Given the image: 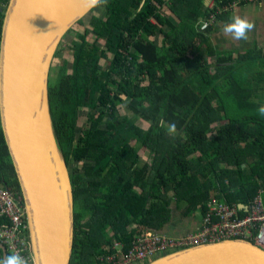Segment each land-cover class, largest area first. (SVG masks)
Returning a JSON list of instances; mask_svg holds the SVG:
<instances>
[{
  "label": "trees",
  "instance_id": "obj_1",
  "mask_svg": "<svg viewBox=\"0 0 264 264\" xmlns=\"http://www.w3.org/2000/svg\"><path fill=\"white\" fill-rule=\"evenodd\" d=\"M203 1L107 0L68 46L72 61L49 76L53 127L71 171L70 264H98L103 246L117 241L126 250L175 212L204 214L213 195L248 205L264 184V48L215 50L212 24L202 21L216 8ZM8 2L0 0V37ZM123 96L131 118L117 114ZM0 185L22 202L1 129Z\"/></svg>",
  "mask_w": 264,
  "mask_h": 264
},
{
  "label": "water",
  "instance_id": "obj_2",
  "mask_svg": "<svg viewBox=\"0 0 264 264\" xmlns=\"http://www.w3.org/2000/svg\"><path fill=\"white\" fill-rule=\"evenodd\" d=\"M91 10L81 0H9L3 17L0 129L22 196L32 264H70L71 172L53 127L48 83L59 44ZM0 250L3 259V245ZM147 264H264V251L248 241L227 240L176 250Z\"/></svg>",
  "mask_w": 264,
  "mask_h": 264
},
{
  "label": "built area",
  "instance_id": "obj_3",
  "mask_svg": "<svg viewBox=\"0 0 264 264\" xmlns=\"http://www.w3.org/2000/svg\"><path fill=\"white\" fill-rule=\"evenodd\" d=\"M236 3L233 0L226 8L231 9ZM214 19L211 14L202 21L203 28L214 23ZM238 205H228L213 195L207 200L205 213L201 214L199 225L193 232L168 236L147 230L136 235L126 250L117 241L103 246V252L95 256V261L98 264H136L170 249L176 251L227 240L248 241L264 251V184L248 205H242L246 211L239 210ZM0 217L6 221L0 225V245L7 253L18 254L32 264L23 203L3 185H0Z\"/></svg>",
  "mask_w": 264,
  "mask_h": 264
},
{
  "label": "crops",
  "instance_id": "obj_4",
  "mask_svg": "<svg viewBox=\"0 0 264 264\" xmlns=\"http://www.w3.org/2000/svg\"><path fill=\"white\" fill-rule=\"evenodd\" d=\"M230 0L226 5L215 6L214 0H204L203 3L206 8H216L214 15V23H212L211 43L214 49L219 52L237 53L247 49L256 48L260 51L264 48V0H235L237 3L231 9L226 6L232 2ZM229 8V7H228ZM240 16L254 24V29L248 33V39L235 40L230 35L223 33V28L226 24L231 22V18ZM145 163V161H141ZM200 221L195 222L190 217L180 216L177 212L173 213L171 220L159 231L168 236H177L189 230L194 231L199 225ZM153 260V259H151ZM151 260H147V263ZM146 263V264H147Z\"/></svg>",
  "mask_w": 264,
  "mask_h": 264
},
{
  "label": "rangeland",
  "instance_id": "obj_5",
  "mask_svg": "<svg viewBox=\"0 0 264 264\" xmlns=\"http://www.w3.org/2000/svg\"><path fill=\"white\" fill-rule=\"evenodd\" d=\"M165 9V8H164ZM96 12V13H95ZM100 13V10L98 11V9H96L95 11H94V13H92V12H90V13H88L85 17H83L80 21H82V23L81 24H79V22L77 23V24H75L69 31H68V33L66 34V36L62 39V46H61V48H60V52H59V54H58V56L56 57V58H54L53 59V61H52V63H51V70H50V75L51 76H54L55 75V73H56V67H58L59 65H61V62H62V60L63 59H67L68 60V62H71L72 61V58H71V56H70V52H69V49H68V46L69 45H71V41L72 40H74L75 39V35L77 34V33H81V32H83L84 31V27L85 26H83V25H86V26H88V22H89V20H90V18L93 16V14H99ZM91 39H90V37L88 38V41H90ZM108 59H111V55H109V57H108ZM100 63H101V65H104V63H105V60H101L100 61ZM123 104H121V105H119L118 107H117V114L118 115H120V116H124V115H126V117H128V118H131V114H130V112H128V110L126 109V107H125V105H126V103L129 101V99H126V98H124V96H123ZM82 110H84V109H82ZM85 111L87 112L88 110L87 109H85L84 110V112L82 113V116H85ZM134 124L136 125H138V126H140L141 128H143V129H147V126H146V124H144L143 122H141V121H139V122H134ZM88 125H89V123L88 122H86L85 120H84V122H83V124L80 126V125H78V127L79 128H84V129H86L87 127H88ZM130 143H132V144H134V142L133 141H130ZM140 161H145V162H147V163H150L151 162V156H150V154L148 153V152H145V151H142L141 152V155H140ZM69 171H70V167H69ZM71 172V171H70ZM77 208V207H76ZM192 218H193V220L195 221V222H197V221H200V219H201V213L199 212V211H196L195 213H193L192 215ZM190 232H186V233H191V232H193L192 230H189ZM183 234H185V233H183ZM173 251H175V249H170V250H167V251H165V252H162V253H158L156 256H154L152 259H156L157 257H159V256H162V255H165V254H168V253H171V252H173ZM8 255H10L9 253H8ZM147 263V261H138L137 262V264H146Z\"/></svg>",
  "mask_w": 264,
  "mask_h": 264
},
{
  "label": "clouds",
  "instance_id": "obj_6",
  "mask_svg": "<svg viewBox=\"0 0 264 264\" xmlns=\"http://www.w3.org/2000/svg\"><path fill=\"white\" fill-rule=\"evenodd\" d=\"M81 3L85 10H91L94 8H98L107 3V0H81ZM206 27V25H205ZM254 29V24L245 18H241L240 16H236L231 18V22L226 24L223 28V33L225 35H230L235 40H247L248 33ZM257 112L260 116H264V105H261ZM165 122L163 120L160 121V126L164 127ZM169 132L176 131V124L172 123L168 125ZM6 252V257L0 259V264H28L27 260L21 257L18 254H10L8 255ZM160 257V256H159Z\"/></svg>",
  "mask_w": 264,
  "mask_h": 264
}]
</instances>
